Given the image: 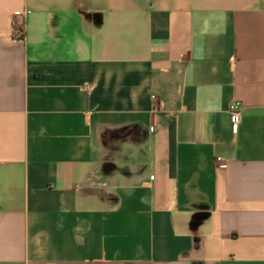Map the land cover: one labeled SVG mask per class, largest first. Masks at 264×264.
<instances>
[{"label":"crops","instance_id":"crops-1","mask_svg":"<svg viewBox=\"0 0 264 264\" xmlns=\"http://www.w3.org/2000/svg\"><path fill=\"white\" fill-rule=\"evenodd\" d=\"M0 264H264V0H0Z\"/></svg>","mask_w":264,"mask_h":264},{"label":"built area","instance_id":"built-area-1","mask_svg":"<svg viewBox=\"0 0 264 264\" xmlns=\"http://www.w3.org/2000/svg\"><path fill=\"white\" fill-rule=\"evenodd\" d=\"M25 38V33L24 31H21L19 29H16L15 34H14V40L15 41H23ZM230 114H231V122L233 125V131L236 133L238 130V126L241 122V105L239 103H234L231 105L230 107ZM219 162H221L220 164V168L221 169H226L227 168V164L223 163L222 161L219 160Z\"/></svg>","mask_w":264,"mask_h":264}]
</instances>
